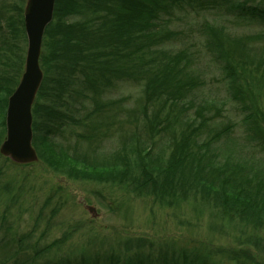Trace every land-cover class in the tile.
<instances>
[{
	"label": "trees",
	"instance_id": "16d2710c",
	"mask_svg": "<svg viewBox=\"0 0 264 264\" xmlns=\"http://www.w3.org/2000/svg\"><path fill=\"white\" fill-rule=\"evenodd\" d=\"M16 5L11 15L7 0H0V146L8 99L22 76L19 42L26 34ZM187 10L218 11L238 25L264 24V0H56L40 59L44 80L32 110L33 146L39 160L73 180L117 186L168 208L197 200L255 232L249 246H258L264 231V32L233 34L217 19L201 26L227 95L243 113L239 141L232 137L235 124L213 127L214 104L197 103L204 81L193 70L191 51L167 48L182 33L170 28L173 16ZM254 75L257 84L249 81ZM120 82L141 86L131 108L127 98L107 97ZM111 140L115 145L105 148ZM236 240L239 250L218 253L235 264H256L244 238ZM145 247L144 240L129 239L123 254L106 253L101 261L86 255L50 264H213L210 253L160 251L154 257ZM18 250L2 246L0 264H32Z\"/></svg>",
	"mask_w": 264,
	"mask_h": 264
},
{
	"label": "rangeland",
	"instance_id": "374dc122",
	"mask_svg": "<svg viewBox=\"0 0 264 264\" xmlns=\"http://www.w3.org/2000/svg\"><path fill=\"white\" fill-rule=\"evenodd\" d=\"M26 2L7 0L8 14H13L12 6L16 4H22L24 14ZM172 19L170 28L182 33L167 48L175 51L185 47L194 55L193 70L204 81V86L195 92L197 103L204 100L214 104L210 111L211 116L216 115L213 127L235 124L232 137L241 141L243 113L227 95L221 67L204 47L200 31L202 24L211 19L226 24L237 35L264 32V24L238 25L218 11L200 15L179 11ZM19 45L23 73L27 38ZM249 81L257 84L256 76ZM140 96L141 86L130 82H120L107 93L108 99L127 98L130 108ZM112 145L114 140L107 142L105 148ZM88 207L95 209V217ZM220 214L197 200L164 207L153 198H135L117 186L73 180L54 172L41 160L17 165L0 155V249H19L20 258H28L32 264H50L65 258L79 260L86 255L101 261L106 253L123 254L120 250H124L122 246L129 239L144 240L145 252L152 247L150 254L154 257L160 251L169 256L174 252L210 253L213 264H235L218 252L239 250L238 237L244 238L245 250H250L256 264H264V231L258 234L260 244L249 246L256 233ZM44 249L47 252L35 259L36 251Z\"/></svg>",
	"mask_w": 264,
	"mask_h": 264
},
{
	"label": "water",
	"instance_id": "95a60500",
	"mask_svg": "<svg viewBox=\"0 0 264 264\" xmlns=\"http://www.w3.org/2000/svg\"><path fill=\"white\" fill-rule=\"evenodd\" d=\"M56 0H27L24 25L28 47L24 72L19 85L8 99L5 128L6 137L0 146V155L17 165L39 161L33 146V106L44 80L40 58L47 27L54 18ZM95 217L96 212L88 207Z\"/></svg>",
	"mask_w": 264,
	"mask_h": 264
}]
</instances>
